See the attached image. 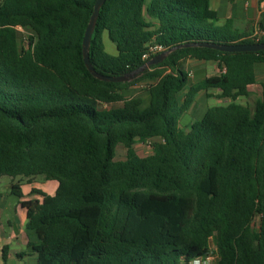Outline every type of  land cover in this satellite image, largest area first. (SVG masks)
<instances>
[{"label": "trees", "instance_id": "16d2710c", "mask_svg": "<svg viewBox=\"0 0 264 264\" xmlns=\"http://www.w3.org/2000/svg\"><path fill=\"white\" fill-rule=\"evenodd\" d=\"M94 1L0 0V178H19L18 197L22 178L57 182L52 194L37 190L40 201L21 202L33 211L34 264H264V81L253 106L238 101L264 50L181 46L131 80L103 81L82 58ZM215 18L210 0H105L90 63L121 76L162 52L144 59L148 45L255 42ZM17 26L29 33L25 45ZM186 59L225 70L192 82ZM140 81L144 106L124 94ZM211 88L230 101L182 129L196 94ZM147 139L140 156L134 143Z\"/></svg>", "mask_w": 264, "mask_h": 264}, {"label": "crops", "instance_id": "0c3cea01", "mask_svg": "<svg viewBox=\"0 0 264 264\" xmlns=\"http://www.w3.org/2000/svg\"><path fill=\"white\" fill-rule=\"evenodd\" d=\"M210 7L216 11L215 24L232 27L234 32L248 34L256 29H264V0H210ZM188 60L191 59H186L184 64ZM201 61L205 70H212L206 76L221 71L222 67H218L214 61ZM184 69L186 70L185 66ZM254 73L256 80L255 83L248 86L249 95L255 85L258 84L260 87V82L264 81V62L255 64ZM258 75H260L259 78ZM204 92L210 96L208 100L230 101L229 98L219 97V90L216 88ZM16 179L8 177L4 183L5 186H3L4 190L0 191V264H34L35 256L29 251L28 243L35 242L37 236L33 230L26 227V222L33 211L22 205L21 202L35 199L40 201L41 195L37 190L52 194L56 189L57 182L46 178L40 182L35 179L28 183L20 182L21 196L18 197L17 201L8 200V195L12 193V184ZM1 181L2 178H0V185Z\"/></svg>", "mask_w": 264, "mask_h": 264}, {"label": "rangeland", "instance_id": "374dc122", "mask_svg": "<svg viewBox=\"0 0 264 264\" xmlns=\"http://www.w3.org/2000/svg\"><path fill=\"white\" fill-rule=\"evenodd\" d=\"M229 30L233 31L232 27H229ZM18 34L21 39V43L25 45L26 37L29 34L27 30L25 29H18ZM103 42L105 45V49L110 52V53H115V45L114 43L107 37L106 33L103 35ZM203 62L201 60H195L191 59L188 60L184 66L186 67V70L188 72V77L189 80L194 82L198 81V79L205 77L206 75L210 74L212 70H205L203 68ZM257 73L259 74V71L257 70ZM260 75H258V78ZM135 78V77H134ZM133 79V78H132ZM147 84L145 81H140L137 82L131 86H129L126 90H124V94L127 97L135 96L139 97L142 100L141 106L146 105L148 101V92L144 88H146ZM259 85H255L251 91V94L248 95L247 97H240L238 99L239 102L241 103H246L250 106H253L255 99L259 96L260 91ZM185 91V90H184ZM210 96H207L204 91H200L194 98V101L190 105L187 111L183 113V115L180 118L179 125L182 129L187 130L189 124L197 119H200L205 111V109L209 106L216 105L218 103H226L228 100H221V99H216L215 101L213 99H210ZM212 98V97H211ZM179 99L182 100V93L179 94ZM121 105V102L113 103V104H103V107H110V106H118ZM134 148L137 152L138 155L144 156L147 155L150 151L151 148L147 147L144 142L137 141L134 144ZM125 157V147L122 144H118L116 147V154H115V159H123ZM2 181L0 185V191L4 190L3 186H5V182L8 180V176H2ZM17 179H19L17 177ZM16 179V180H17ZM36 180L37 182L43 181L45 179L44 175H36L30 179L27 178H22L20 182H25L28 183L32 180ZM49 180H55V179H49ZM56 181V180H55ZM8 200H13L17 201L18 196L10 193L8 195ZM259 215H256L254 217V224L258 221ZM210 248L212 250H215V246L213 243V240H210ZM213 258H216V256H213Z\"/></svg>", "mask_w": 264, "mask_h": 264}, {"label": "water", "instance_id": "95a60500", "mask_svg": "<svg viewBox=\"0 0 264 264\" xmlns=\"http://www.w3.org/2000/svg\"><path fill=\"white\" fill-rule=\"evenodd\" d=\"M105 0H95L93 3V9L89 16L88 22L85 26L84 34L82 37V58L83 62L88 69V71L96 78L103 80V81H109V82H122V81H128L132 78L136 77L140 72H142L144 69L149 67L152 64L160 62L163 58H165L171 51L174 49L181 47V46H205L214 48L221 51H229V52H235V51H259L264 50V42H254V43H215V42H198V43H189V44H183L174 46L172 48H169L165 51H162L161 53L153 56L152 58L148 59L142 66L125 73L121 76H113V75H106L97 72L93 66L90 63L89 60V45H90V38L91 34L93 32L96 19L98 16V12L100 7L102 6L103 2Z\"/></svg>", "mask_w": 264, "mask_h": 264}, {"label": "built area", "instance_id": "2783aa9c", "mask_svg": "<svg viewBox=\"0 0 264 264\" xmlns=\"http://www.w3.org/2000/svg\"><path fill=\"white\" fill-rule=\"evenodd\" d=\"M17 29H23V28H21L20 26H17ZM252 34L255 36L254 40L256 42V41H258L259 38H262V37L264 38V29L263 30L262 29L261 30L260 29H256V30L252 31ZM163 49H164V47L159 45V44L148 45L147 48H146V51L143 53L142 57L144 59H146L150 55H152V54H154L156 52L163 51ZM224 70H225V67L223 66L221 68V71H224ZM151 143H152V139H147V140L144 141V144H146V146L149 147V148H151V146H152ZM213 256H215V254L214 253L211 254V252H210V255L206 256L205 258L207 260H212V259H214Z\"/></svg>", "mask_w": 264, "mask_h": 264}]
</instances>
